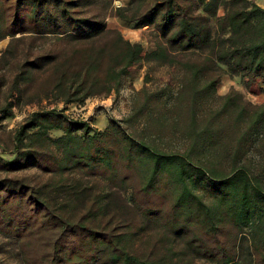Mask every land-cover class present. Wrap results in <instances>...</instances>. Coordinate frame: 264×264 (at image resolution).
Returning <instances> with one entry per match:
<instances>
[{
    "label": "trees",
    "instance_id": "obj_1",
    "mask_svg": "<svg viewBox=\"0 0 264 264\" xmlns=\"http://www.w3.org/2000/svg\"><path fill=\"white\" fill-rule=\"evenodd\" d=\"M43 2L0 0V121L39 105L2 129L10 145L0 137L11 154L0 153V235L16 239L20 264H264V101L216 94L222 71L264 85V7L116 5L123 22L153 25L143 51L118 44L98 11ZM141 60L174 69L173 94L146 72L128 114L103 129L68 116V103L118 94ZM28 167L46 177L17 173Z\"/></svg>",
    "mask_w": 264,
    "mask_h": 264
},
{
    "label": "rangeland",
    "instance_id": "obj_2",
    "mask_svg": "<svg viewBox=\"0 0 264 264\" xmlns=\"http://www.w3.org/2000/svg\"><path fill=\"white\" fill-rule=\"evenodd\" d=\"M73 1L77 5L74 6V9L83 12L95 10L103 15L108 27L115 29L114 39L118 44L122 45L126 40L130 39L132 43L133 41L140 43L143 46V51L151 48L153 45V25L133 27L131 24L125 23L117 16L112 15L111 12L116 5L125 4L128 0ZM60 2L61 0H44L42 4L44 7L55 8ZM195 9H199V7H196ZM209 22L211 27L214 28V20L209 18ZM7 40V38L0 40V49L5 47ZM39 42L41 43V41ZM146 72L148 74V79L145 83L149 88H154L159 84H169V92L172 94L174 93L177 86L174 69L165 65L148 68L146 62L141 60L129 67V73L123 82V87L121 86L122 89L120 90V96L118 99L115 98L113 100L112 96H109L110 103L105 104L103 99L94 97L93 99L90 98V100H87L85 105L82 104L83 102L71 105V107L66 104V113L69 117H81L82 119L89 121L90 124H97V126L101 127L103 124L100 122H106L109 118H121L127 115L131 105L132 94L143 85L146 80ZM230 87L239 90L244 99L251 103H261L264 101V85L260 79L248 82L245 78L222 71L216 87V94H222ZM1 98L2 94L0 93V101ZM211 102L212 104H216L217 98H214ZM45 103V100L41 101V104ZM56 104L58 106L63 105L62 102H57ZM38 106V103L17 104L5 114L4 118L0 121V137L4 138L8 145H10V142L7 133L3 132L2 129L8 130L13 128L17 123L21 122L31 110ZM51 133L54 135L56 132ZM4 148L3 144H0L1 155L4 158H10L11 154ZM17 173L27 175L33 183H38L46 177L44 173L33 167L24 168ZM101 185H103V182H99V186ZM121 195L128 199L129 191H121ZM0 264H20L16 239L0 235Z\"/></svg>",
    "mask_w": 264,
    "mask_h": 264
},
{
    "label": "crops",
    "instance_id": "obj_3",
    "mask_svg": "<svg viewBox=\"0 0 264 264\" xmlns=\"http://www.w3.org/2000/svg\"><path fill=\"white\" fill-rule=\"evenodd\" d=\"M258 4H260L261 6H263L264 7V0H255ZM143 27V26H142ZM129 41H131L130 39H128ZM137 41H133V43H136ZM123 85L124 84H122V87H123ZM122 87L120 88V90L122 89ZM120 90H119V93L118 94H116L115 95V93L114 92H111L110 94H108L107 96H94V97H96V98H101V99H103V101L105 102V104H107V103H110V97L109 96H112V98H113V100L115 99V98H117L118 99V97L120 96ZM94 97H88V98H86L84 101H83V103L82 104H84L85 105V103H86V101L87 100H90V98H94ZM95 98V99H96ZM116 99V100H117ZM75 104H77L76 102H71V103H68L67 104V106H70L71 107V105H75ZM108 120L109 119H107V121L106 122H100L101 124H103L102 125V127L101 126H97V124H90L92 127H94V128H97V129H103L107 124H108Z\"/></svg>",
    "mask_w": 264,
    "mask_h": 264
},
{
    "label": "built area",
    "instance_id": "obj_4",
    "mask_svg": "<svg viewBox=\"0 0 264 264\" xmlns=\"http://www.w3.org/2000/svg\"><path fill=\"white\" fill-rule=\"evenodd\" d=\"M81 118V117H80Z\"/></svg>",
    "mask_w": 264,
    "mask_h": 264
}]
</instances>
